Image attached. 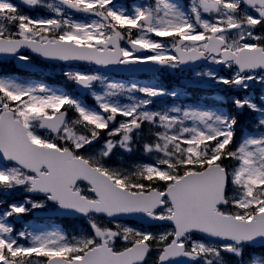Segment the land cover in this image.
<instances>
[{
	"label": "snow or ice",
	"instance_id": "6c2138e0",
	"mask_svg": "<svg viewBox=\"0 0 264 264\" xmlns=\"http://www.w3.org/2000/svg\"><path fill=\"white\" fill-rule=\"evenodd\" d=\"M21 5L52 14L32 16ZM0 54L32 70L31 54L64 62L60 74L95 101L0 75V194H24L0 199V264H146L153 248L157 264H226L225 253L236 264H264V252L248 251L264 247V94L260 104L253 94L213 97L257 113L253 131L242 130L237 141V115L184 103L185 90L166 88L157 75L207 62L231 74L205 68L186 86L247 92L264 84V0H0ZM72 62L153 77L114 79ZM163 97L179 103L151 107ZM145 125L151 138L142 150L157 154L154 162L113 161L117 152L135 151ZM49 206L82 216L88 230L16 232L9 222ZM123 217L171 227L156 234L120 223Z\"/></svg>",
	"mask_w": 264,
	"mask_h": 264
},
{
	"label": "rangeland",
	"instance_id": "374dc122",
	"mask_svg": "<svg viewBox=\"0 0 264 264\" xmlns=\"http://www.w3.org/2000/svg\"><path fill=\"white\" fill-rule=\"evenodd\" d=\"M51 69H54V67H52ZM187 81H189V79H186V81H185L184 83H187ZM99 87H100V86L97 87V90H99ZM99 220H100V219H99ZM128 225H130V224H128ZM130 226H133V225H130ZM133 227H138V226H133ZM138 228H140V227H138Z\"/></svg>",
	"mask_w": 264,
	"mask_h": 264
}]
</instances>
